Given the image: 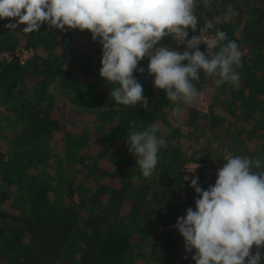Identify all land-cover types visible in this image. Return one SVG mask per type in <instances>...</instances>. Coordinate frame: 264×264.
I'll use <instances>...</instances> for the list:
<instances>
[{"label":"trees","instance_id":"16d2710c","mask_svg":"<svg viewBox=\"0 0 264 264\" xmlns=\"http://www.w3.org/2000/svg\"><path fill=\"white\" fill-rule=\"evenodd\" d=\"M223 1L239 13L235 23L228 24L222 14L205 8L201 0H197L196 11L198 16L204 14L200 26L205 18L213 19L209 34L220 28L240 46L243 66L238 69L239 88L228 84L216 88L213 78L203 79L201 74L197 88L209 100L208 115L194 106H181L183 117L179 122L184 121L202 137L213 134L215 139L222 138L220 153L225 145L228 152L238 154L249 139L257 138L260 152L239 155L264 161V0ZM5 22L10 21L0 20V264H136L143 246L156 238L152 227L156 228V222L167 216L171 191L179 200L185 165L216 163L209 160L208 146L194 150L198 156L172 147L178 130L169 118L178 120L175 106L164 92L154 88L146 59L139 65L145 72L134 75L143 85L149 107L107 103L103 101L106 93L100 89L108 84L99 75L102 46L93 41L91 33L61 31L47 24L39 32L25 33V26L20 25L11 33L1 29ZM162 43L170 45L171 40ZM17 46L32 50L33 55L21 62ZM171 46L176 47L175 43ZM178 50L183 51L184 46ZM200 50L206 52V46L201 45ZM4 53L12 56L10 61L2 57ZM80 75L85 80L81 84L75 77ZM59 90L72 91L74 112L91 115L85 127L94 123L95 131H85L83 136L65 132L64 143L52 147L55 133L63 126V121L52 116ZM257 115L259 120H250ZM229 121L233 124L230 132L238 131L232 137L234 141L224 139L229 137ZM152 123L160 128L158 135L166 140L167 147L160 150L156 170L146 179L129 153L127 138L131 130ZM54 147L60 150L55 161L50 157ZM223 152L222 156L226 154ZM62 160L69 170H87V186H52L42 179L48 166H61ZM41 164L47 167L35 173ZM133 176L140 179L133 182ZM75 193L80 196L76 202L72 200ZM196 198L187 199L183 216L188 208L195 210ZM10 201L12 211L18 214L7 211ZM168 242L166 239L162 247L155 244L146 259L163 258L161 261L177 264Z\"/></svg>","mask_w":264,"mask_h":264},{"label":"clouds","instance_id":"9594fccd","mask_svg":"<svg viewBox=\"0 0 264 264\" xmlns=\"http://www.w3.org/2000/svg\"><path fill=\"white\" fill-rule=\"evenodd\" d=\"M201 2L208 8L211 0ZM197 8V0H0V20L10 21L4 25L8 30L24 25L25 33L39 32L44 24L61 31L91 33L102 46L100 78L112 86L110 98L117 105L149 107L143 85L134 75L145 72L139 65L147 59L154 88L165 93L175 106L174 113H180L181 106H193L204 96L197 88L201 74L204 79L213 78L216 88L225 84L239 88L241 80L240 46L220 28L210 35L214 21L205 18L200 26L204 14L198 16ZM229 9L224 19L239 15ZM166 39L170 45L162 43ZM201 45L206 52L200 50ZM181 46L183 51L178 50ZM160 131L152 123L128 133L129 153L146 179L156 170L160 150L167 147ZM225 151L215 183L206 190L198 175H186L197 194L195 210L188 208L175 228L186 253L194 251L195 264H261L264 170L259 169L264 161ZM139 179L132 177L133 182Z\"/></svg>","mask_w":264,"mask_h":264},{"label":"rangeland","instance_id":"374dc122","mask_svg":"<svg viewBox=\"0 0 264 264\" xmlns=\"http://www.w3.org/2000/svg\"><path fill=\"white\" fill-rule=\"evenodd\" d=\"M213 1H215V0H211L210 6L207 9H211L214 13H218V15L219 14L224 15V13L226 11L230 10L229 7L226 4H224L223 0H217L215 5L212 4ZM224 8H227V10L224 13L220 12L221 9H224ZM225 20L228 22V24L235 23L238 20V16L230 17V18H227ZM7 23L8 22L3 23L1 25V29H6L4 27V25H6ZM10 31H11V33H14V32H12V30H10ZM17 50H18V52L16 53V55L19 57V60L21 62H25L27 59H29L33 55L32 50L21 49L20 46H17ZM2 57L5 58L3 56V54H2ZM11 58H12L11 56L8 57L9 61L11 60ZM66 69L71 71V68L69 66H67ZM75 77L79 79L78 82L80 84L85 81L81 75L75 76ZM111 87H112L111 85L105 84V86H102L100 88L101 91H104V93H106V94H104L105 98L103 101H105L107 103H109V102L114 103V101L111 100V98H110ZM50 91H51V93L54 92V85L51 86ZM71 95H72V91H65L64 92V91H60V90L57 91V93L55 95V97H58L57 100H59V102L56 101V109H54L52 116L54 119H58L60 121H63V126L60 129L61 131H59L60 133L59 132L55 133V135H54L55 139L52 141V147L59 145L60 142L64 143L65 132L66 133L71 132L74 134L80 133L83 136L85 131H95V126L94 125L92 126V124H94V123H92L91 125H88L87 129L85 127V125L87 124L88 117L92 118L91 115H89V114H78L77 112H74V108L76 105L74 104L73 97H71ZM100 100H102V98ZM58 103H61V105H59ZM193 106L196 107V110L199 111L200 113L208 115L207 113L209 112V108H210L209 107V100L207 99V97L205 95L200 100H198ZM215 112L219 113V110L217 109ZM176 117L178 120H175L173 118H169V121H171L172 125L174 127H176L178 130V133L175 135V139H173L171 141L172 147L175 149H179V150H182V149L187 150L189 155L196 154L198 156V152H195V151H198V149H200L202 147L208 146V148H209V151H208L209 160L216 161L215 165L221 167L224 163L222 152L227 149V147L224 145L221 153L219 152V145L222 144V138L221 139H215L216 137L213 134L202 137V136H200V133L196 129L188 127L184 121L179 122V120H181V117H183L181 112L177 113ZM250 120L256 121V120H259V117L257 115L256 119L250 118ZM241 124H242V121H240L238 123L239 126H241ZM231 125H233V124L230 121H229V124L226 125L228 127L226 132L229 131V132H227V135H229V137L225 136V138H224L226 140H230V139H232V137L233 138L235 137L234 135H237L238 131L230 132ZM225 133H223V134H225ZM261 138L264 139V134ZM231 141H234V139H232ZM259 142H260V140L257 138L256 139H249L248 142L246 143V145L244 147H242L241 149L242 150H249V151L254 152V153L260 152L261 150H260ZM189 148H190V150H189ZM51 149H52V151L50 150L51 151L50 157L52 156L51 158L53 159V161H55L54 157L57 156L56 154L60 153V150L57 149L56 147H54V150H53V148H51ZM187 151H186V154H187ZM223 153H225V152H223ZM232 153H234V152H232ZM234 154H236V153H234ZM59 157L61 159H64V155H62V154H60ZM88 162H90V161H88ZM62 163H63V165L58 166V167L55 165L47 167L46 164H41L35 173H38V171L42 167L46 166L48 173H44L43 176L45 178H42V179H44L47 183H50L52 186H55L56 183H60V184L63 183L65 185L69 184V185L74 186V187H77L80 184L86 185V182L88 179L85 177V176H87L86 175L87 170L82 171L81 173H77L73 169H71V170L68 169V167H67L68 165L65 162V160H62ZM211 163L213 166L214 163L213 162H211ZM85 165H89V164L85 161ZM68 170L70 172H68ZM89 179H91V176L89 177ZM173 193H174V191H171V199L172 200L175 199V197L172 196ZM79 198H80V196L77 193H75L72 200L73 201L75 200V202H76L79 200ZM10 203H11V201L6 204V206L9 208V210H7V211L15 212L16 214H18L19 213L18 211H12ZM152 229L155 230V227H152ZM155 244H157V247H162V244L159 242L156 243V240L152 237V239L143 246L142 250L140 251L141 255L136 257L137 258V260H135L136 264H168L166 262V260H165V262L164 261L159 262L158 260H154L153 258H147L146 259V257L148 255H150L149 249L154 247ZM175 249L176 248H172L173 251ZM253 249L255 250V246L253 247ZM172 250H170V251H172Z\"/></svg>","mask_w":264,"mask_h":264},{"label":"built area","instance_id":"2783aa9c","mask_svg":"<svg viewBox=\"0 0 264 264\" xmlns=\"http://www.w3.org/2000/svg\"><path fill=\"white\" fill-rule=\"evenodd\" d=\"M3 56L6 59H8V57L11 55L9 53H4ZM198 164L200 166L195 170ZM194 170H195L194 173L191 172ZM186 175H188L190 178L193 177L194 175H198L200 186L206 190L212 184V180L215 177V171L212 166V163L210 162H188L185 165L183 188H181L178 191L179 192L178 197L180 199V202L182 203H185L187 201L189 194H196L194 189L190 187V179L189 181L185 180ZM175 224L174 225L164 224L160 226L157 231V237L172 236V235L175 236L178 240L176 249L174 250L175 258L178 261L177 264H195V262L191 259V255L194 254V251L192 254L186 253L184 240L182 236L179 234L178 230L175 228ZM168 257H171V255L168 254Z\"/></svg>","mask_w":264,"mask_h":264},{"label":"crops","instance_id":"0c3cea01","mask_svg":"<svg viewBox=\"0 0 264 264\" xmlns=\"http://www.w3.org/2000/svg\"><path fill=\"white\" fill-rule=\"evenodd\" d=\"M249 150H242L241 148H240V151L238 152V154H242V153H246V152H248ZM249 152H251V151H249ZM234 153H236L237 154V152H234ZM216 163H214L213 164V167H214V171H215V177H216V172H217V170L220 168L219 166H217V165H215ZM215 165V166H214ZM217 166V167H216ZM214 179V178H213ZM115 182H119V180H116ZM214 183H215V179H214V182H213V180H212V184L211 185H214ZM190 196H196L197 197V194H189V196H188V198L190 197ZM179 199V198H178ZM172 203V204H171ZM169 204H171V206L170 205H166L167 206V210H166V213H167V216L165 217V218H162L160 221H157L156 222V228H155V230H156V235H155V240H158V242L159 243H164V241L167 239L168 241H170V242H168V243H170V246H172V248H174V246L177 244V242H178V240H177V238L175 237V236H165L164 238L163 237H157V231H158V228L160 227V226H162V225H164V224H172V225H174L173 224V222L175 221H177L178 220V218H180V217H183V215H184V208H187V201L185 202V203H182V202H180V199L177 201V199L175 198V199H173V200H171V202L169 203ZM169 206H170V208H171V210H169ZM172 220V221H171ZM170 222V223H169ZM154 238V237H153ZM157 242V241H156ZM165 244V243H164ZM149 252H152V251H150L149 250ZM156 252V251H155ZM154 260H156V259H154ZM161 260H163V258L161 259ZM161 260H158L159 262H163V261H161ZM166 262H168V260H166Z\"/></svg>","mask_w":264,"mask_h":264}]
</instances>
